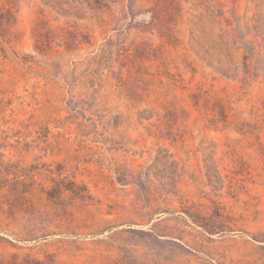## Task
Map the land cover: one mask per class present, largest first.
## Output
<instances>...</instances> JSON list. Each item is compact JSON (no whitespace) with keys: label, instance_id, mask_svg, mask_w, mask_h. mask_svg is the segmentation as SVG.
Returning a JSON list of instances; mask_svg holds the SVG:
<instances>
[{"label":"rangeland","instance_id":"374dc122","mask_svg":"<svg viewBox=\"0 0 264 264\" xmlns=\"http://www.w3.org/2000/svg\"><path fill=\"white\" fill-rule=\"evenodd\" d=\"M0 264H264V0H0Z\"/></svg>","mask_w":264,"mask_h":264}]
</instances>
